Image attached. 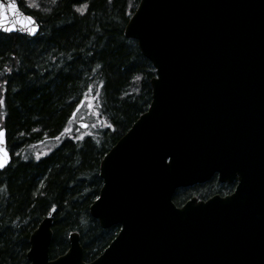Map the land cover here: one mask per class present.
<instances>
[{"label": "water", "instance_id": "water-1", "mask_svg": "<svg viewBox=\"0 0 264 264\" xmlns=\"http://www.w3.org/2000/svg\"><path fill=\"white\" fill-rule=\"evenodd\" d=\"M12 2L7 19L20 23L0 31L38 35ZM124 34L156 75L148 109L102 158L89 207L119 231L91 261L78 231L52 258V207L30 235L29 264H264V0H141ZM1 129L0 171L12 159ZM215 174L237 179L232 194L173 200Z\"/></svg>", "mask_w": 264, "mask_h": 264}, {"label": "trees", "instance_id": "trees-1", "mask_svg": "<svg viewBox=\"0 0 264 264\" xmlns=\"http://www.w3.org/2000/svg\"><path fill=\"white\" fill-rule=\"evenodd\" d=\"M17 1L40 32L0 31V129L12 155L0 171V264H29L30 235L52 207L51 257L76 230L91 261L119 231L89 214L101 160L152 99L155 67L124 34L141 0ZM80 114L85 129L72 125ZM192 192L178 189L173 200Z\"/></svg>", "mask_w": 264, "mask_h": 264}, {"label": "flooded vegetation", "instance_id": "flooded-vegetation-1", "mask_svg": "<svg viewBox=\"0 0 264 264\" xmlns=\"http://www.w3.org/2000/svg\"><path fill=\"white\" fill-rule=\"evenodd\" d=\"M237 184V179L232 182H226V180H221L218 174H215L206 182L197 183L189 187H183L180 189H190L193 192L189 197L182 193L181 203L186 202L191 198H196L198 201H206L215 195L227 196L233 193Z\"/></svg>", "mask_w": 264, "mask_h": 264}, {"label": "snow or ice", "instance_id": "snow-or-ice-1", "mask_svg": "<svg viewBox=\"0 0 264 264\" xmlns=\"http://www.w3.org/2000/svg\"><path fill=\"white\" fill-rule=\"evenodd\" d=\"M9 14L15 18L18 15V9L15 3L12 2V0H9V2L5 5L2 0H0V28H3L5 31H13L16 27V24L20 23L18 19L15 20H9L7 17ZM29 21V24L25 26V29L29 32H34L36 25L35 21L32 17L26 18ZM2 102V101H0ZM3 129H0V138L3 136ZM4 152L2 149H0V167L4 164Z\"/></svg>", "mask_w": 264, "mask_h": 264}, {"label": "rangeland", "instance_id": "rangeland-1", "mask_svg": "<svg viewBox=\"0 0 264 264\" xmlns=\"http://www.w3.org/2000/svg\"><path fill=\"white\" fill-rule=\"evenodd\" d=\"M80 121H84V122L87 121L83 114H80V115L76 116V118H75L74 121L72 122V125H75V124H77V123L80 122ZM81 129H85V128H81ZM70 130H71V128L68 129L67 131L70 132ZM81 134H82V132H81ZM51 146H54V145L52 144V145H50V146H44V147H42V148L39 150V152L37 153V155H38V156H41V155L46 154L47 152H49V151L51 150Z\"/></svg>", "mask_w": 264, "mask_h": 264}, {"label": "bare ground", "instance_id": "bare-ground-1", "mask_svg": "<svg viewBox=\"0 0 264 264\" xmlns=\"http://www.w3.org/2000/svg\"><path fill=\"white\" fill-rule=\"evenodd\" d=\"M74 231H76V230H74ZM73 232V231H72ZM71 233V232H70Z\"/></svg>", "mask_w": 264, "mask_h": 264}]
</instances>
